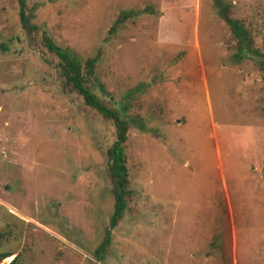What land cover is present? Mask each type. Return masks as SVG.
<instances>
[{"label": "rangeland", "instance_id": "374dc122", "mask_svg": "<svg viewBox=\"0 0 264 264\" xmlns=\"http://www.w3.org/2000/svg\"><path fill=\"white\" fill-rule=\"evenodd\" d=\"M25 13L33 31L18 0H0V258L264 264V0H25ZM44 35L82 65L96 59L95 93L127 122L114 228L115 127L65 85Z\"/></svg>", "mask_w": 264, "mask_h": 264}, {"label": "trees", "instance_id": "16d2710c", "mask_svg": "<svg viewBox=\"0 0 264 264\" xmlns=\"http://www.w3.org/2000/svg\"><path fill=\"white\" fill-rule=\"evenodd\" d=\"M19 2V19L21 26L30 31L35 27L30 24L29 17L25 13V0H18ZM217 2V0H216ZM218 6V4H217ZM220 16L223 21L230 27L232 33L237 38L240 48L251 47V37L246 31L240 21L232 20L227 16V9L219 5ZM137 13L124 12L122 13L117 23H124L127 19L136 16ZM240 23V24H239ZM113 32V28L111 29ZM44 45L47 50L59 59V66L62 68V76L65 85L70 88L83 99L84 104L96 111L104 120L111 122L116 130V138L112 145L106 151V167L105 172L111 183V193L114 199V209L109 221V227L114 228L123 217L127 207V200L129 198V173L126 166V157L124 152V144L127 140V122L122 118L120 112L113 108V104L105 103L96 93L95 85H93V75L96 59H88L82 65L80 61L72 54L62 50L55 45L46 35L43 37ZM264 57V54L260 55ZM110 229L106 231L105 238L100 246L95 251V257L98 260L99 256H104L107 248L110 245L111 232ZM14 254H6L0 258V262L11 261L9 264H14V259L11 257ZM100 260V259H99ZM98 260V261H99Z\"/></svg>", "mask_w": 264, "mask_h": 264}]
</instances>
